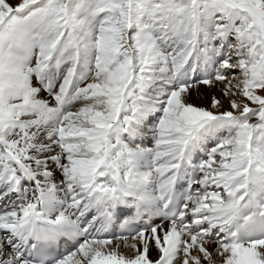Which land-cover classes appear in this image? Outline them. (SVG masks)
I'll return each mask as SVG.
<instances>
[{"label": "snow or ice", "instance_id": "6c2138e0", "mask_svg": "<svg viewBox=\"0 0 264 264\" xmlns=\"http://www.w3.org/2000/svg\"><path fill=\"white\" fill-rule=\"evenodd\" d=\"M0 264H264V0H0Z\"/></svg>", "mask_w": 264, "mask_h": 264}]
</instances>
